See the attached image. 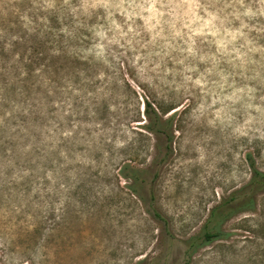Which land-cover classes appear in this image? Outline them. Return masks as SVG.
I'll list each match as a JSON object with an SVG mask.
<instances>
[{
  "label": "rangeland",
  "instance_id": "obj_1",
  "mask_svg": "<svg viewBox=\"0 0 264 264\" xmlns=\"http://www.w3.org/2000/svg\"><path fill=\"white\" fill-rule=\"evenodd\" d=\"M143 100L174 107L163 165ZM249 160L264 0H0V264H264V190L207 224Z\"/></svg>",
  "mask_w": 264,
  "mask_h": 264
},
{
  "label": "trees",
  "instance_id": "obj_2",
  "mask_svg": "<svg viewBox=\"0 0 264 264\" xmlns=\"http://www.w3.org/2000/svg\"><path fill=\"white\" fill-rule=\"evenodd\" d=\"M173 108L174 107H168L158 104L155 110L146 100H143L142 102V117L144 122L141 124V129L148 135L160 133L161 135H163L165 143L167 144L165 145L163 153L159 158L160 165H163L171 150L170 146H168V144L171 143V133L169 131V126L171 125V117L175 114V111L171 112L169 114V117L165 120H162L161 118L169 113V111L173 110ZM249 166L252 172L248 182L241 188L232 192L226 202H222L221 204L211 209L207 224H211V219L213 217H218L220 220L221 218H226L228 214L238 213L241 210H251L253 208L255 194L261 190H264V173L255 170V168L253 167V163L250 160ZM152 168H150L149 166L147 170H140L123 164L118 172L122 178L131 179V181L134 182L135 185L143 184L144 186H146L149 189L150 195L151 187L149 185V182L151 184V181L146 180V175L149 173L148 171L152 170ZM126 172L131 173L130 177H127ZM207 226L208 225H206V229L202 234L204 243H209L221 236L218 231L208 232L207 230L210 228H207Z\"/></svg>",
  "mask_w": 264,
  "mask_h": 264
}]
</instances>
